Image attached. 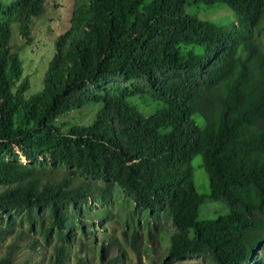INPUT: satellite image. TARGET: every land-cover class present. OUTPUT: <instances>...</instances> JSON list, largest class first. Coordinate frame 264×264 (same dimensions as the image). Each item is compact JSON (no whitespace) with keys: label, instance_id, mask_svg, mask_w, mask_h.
Instances as JSON below:
<instances>
[{"label":"trees","instance_id":"obj_1","mask_svg":"<svg viewBox=\"0 0 264 264\" xmlns=\"http://www.w3.org/2000/svg\"><path fill=\"white\" fill-rule=\"evenodd\" d=\"M191 1L226 5L236 20L191 18ZM75 2L72 27L30 95L12 37L19 26L29 38L45 0H0V220L8 215L0 241L14 236L13 214L23 216L61 240L50 264H66L67 232L74 221L83 227L90 204H110L115 185L151 217L170 218L172 259L252 262L264 247V0ZM136 95L160 109L145 116L128 100ZM91 104L101 105L92 120L59 123ZM197 156L209 199L228 207L208 220H200ZM21 241L19 234L0 264H17ZM132 242L138 250L136 233Z\"/></svg>","mask_w":264,"mask_h":264},{"label":"rangeland","instance_id":"obj_2","mask_svg":"<svg viewBox=\"0 0 264 264\" xmlns=\"http://www.w3.org/2000/svg\"><path fill=\"white\" fill-rule=\"evenodd\" d=\"M12 1V0H9ZM76 9L75 0H45L44 12L41 17L33 20L30 26L29 38H26L19 26H15L12 37L13 53L19 55L23 62L24 79L31 83V94L42 89L45 74L55 51L57 39L65 34L71 27ZM187 15L204 22L220 26H230L236 20L235 14L226 5L208 7L205 4H195L193 1L186 6ZM140 112L150 117L160 109V103L148 96H133L128 99ZM101 105L91 104L83 111H76L68 117L61 118L59 123L73 124L85 123L93 119ZM199 125L204 120L196 118ZM23 162L28 163L25 158ZM195 185L197 191L205 198L200 214V220H208L216 214H225L228 207L221 202L209 199L210 183L204 169L202 156H197L192 162ZM110 204L98 206L92 203L82 216V226L74 221V226L67 232L69 253L66 264H107L112 259H122L114 264H215L208 257H191L182 260L170 257L171 236L175 227L163 212L154 214L140 208L135 202L124 195L118 187L111 188ZM106 210L104 216L99 213ZM47 211L41 218L48 225ZM12 223L15 226L14 236L0 241V260L8 251L9 245L16 243L17 236L21 234L24 244L22 250L17 251V264H50L55 259V249L62 244L61 240L52 236L50 240L37 226L13 214ZM2 227L8 226V215L4 214L0 220ZM83 229L84 234H83ZM138 236V250L132 246V234ZM34 240L38 249L33 252L27 244ZM105 246L102 248V246ZM248 264H264V247Z\"/></svg>","mask_w":264,"mask_h":264}]
</instances>
